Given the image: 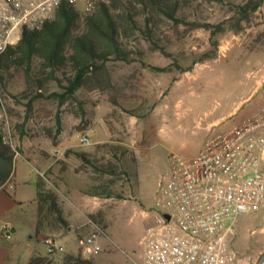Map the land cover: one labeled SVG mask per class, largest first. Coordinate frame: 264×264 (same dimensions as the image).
<instances>
[{"label": "rangeland", "instance_id": "obj_1", "mask_svg": "<svg viewBox=\"0 0 264 264\" xmlns=\"http://www.w3.org/2000/svg\"><path fill=\"white\" fill-rule=\"evenodd\" d=\"M188 1L179 13L184 23L159 17L152 37L138 31L129 41L135 61L110 62L106 72L93 76L79 91L77 101L61 105L57 99H38L28 108V100L18 101L6 93L20 98L27 88L24 72H17L2 92L0 131L16 152V177L5 193L13 201L7 219L17 222L24 238L29 224L36 223L42 254L47 251L43 237H60L66 231L48 198L56 197L61 207V175L71 171L77 173L81 197H89L94 206L79 221L85 225L90 218L106 230L95 264L109 260L142 264L141 242L160 213L159 180L169 157H194L204 139L203 127L242 99L255 71L259 96L264 94V0ZM252 1H261L257 11L247 7ZM145 18L139 17L143 30ZM155 67L167 70L155 71ZM58 89L52 83L49 91ZM83 136L90 145L81 146ZM137 155L138 192L137 181L128 172L130 163L137 164L133 162ZM106 166L117 168L116 174L100 170ZM39 182L42 196L37 194ZM83 231L78 230L79 237ZM71 238L67 249L78 254V240L75 235ZM1 242L5 248L1 261L16 256L18 250L10 252L11 241ZM230 243L241 264H264V210L243 215ZM67 255L66 251L59 255L60 263L46 255L45 264H61Z\"/></svg>", "mask_w": 264, "mask_h": 264}, {"label": "built area", "instance_id": "obj_2", "mask_svg": "<svg viewBox=\"0 0 264 264\" xmlns=\"http://www.w3.org/2000/svg\"><path fill=\"white\" fill-rule=\"evenodd\" d=\"M103 1L0 0V56L21 41L25 30L43 29L61 5L81 4L90 13ZM80 142L91 144L87 136ZM156 205L160 213L141 242L142 264H241L230 237L243 215L264 210V112L214 131L190 159L172 154L159 180ZM82 228L90 230L79 237L82 254L93 259L103 251L99 239L106 230L90 218ZM0 232L6 240L13 238L10 224ZM44 243L47 255L60 263L65 246L55 237Z\"/></svg>", "mask_w": 264, "mask_h": 264}, {"label": "trees", "instance_id": "obj_3", "mask_svg": "<svg viewBox=\"0 0 264 264\" xmlns=\"http://www.w3.org/2000/svg\"><path fill=\"white\" fill-rule=\"evenodd\" d=\"M188 4V0H110L101 2L98 9L90 13L76 5H61L55 17L43 29L25 30L21 41L0 56V108L3 105L2 92L7 91L10 80L17 72H24L27 88L20 98L11 92L6 93L18 101L28 100L30 109L38 99H57L61 105L77 101L79 91L88 85L93 76L106 72L110 62L135 61L129 41L136 37L138 31H146L152 37V27L156 26L159 17L176 24L184 23L179 13ZM260 4L261 1H252L247 7L257 11ZM142 15L146 16L144 30L139 20ZM153 69L160 72L167 70ZM52 83L59 89L50 92ZM61 123L58 114V127ZM15 159V150L6 143L4 134L0 132V189L12 177ZM128 168L129 175L137 177L136 170L132 174L133 167L129 165ZM116 169L114 166H106L104 170L100 168L111 175L116 174ZM39 196H42L41 192ZM48 200L51 201V210L64 222L56 197L51 196ZM47 259L35 256L30 264H45ZM61 264L95 262L84 258L81 250L78 254L67 255Z\"/></svg>", "mask_w": 264, "mask_h": 264}, {"label": "crops", "instance_id": "obj_4", "mask_svg": "<svg viewBox=\"0 0 264 264\" xmlns=\"http://www.w3.org/2000/svg\"><path fill=\"white\" fill-rule=\"evenodd\" d=\"M255 76L251 78V76L248 79V84L245 90V94L242 97V99L231 109L226 111L225 113L221 114L218 117H215L209 123L203 127V131L205 132L204 139L198 144V147L196 149V155L200 152L205 140L210 136L214 131H226L230 129L233 125H236L235 122L238 124L240 123H246L249 121H252L255 117L260 116L264 112V94L262 96H259V87L257 82V74L256 71L253 73ZM178 85V83L176 84ZM172 94V93H171ZM197 105V104H196ZM200 105V104H198ZM250 105V108L248 111H245L244 108ZM235 121V122H234ZM39 149V146L36 148ZM38 157H41V152L38 150H35ZM195 155V156H196ZM16 162V159H15ZM133 162H136L137 164L134 165V163H130L132 167H134V170H136L135 180L137 181V192L140 187V170H139V163H138V155L136 160L134 159ZM51 165H48L45 170L47 171L50 168ZM44 176V172H42V177ZM63 178V181H61V197L59 200L60 208L62 210V216L64 219V226L67 225L66 231L61 232V236H47V237H55L65 246V251L68 254H75L71 253L67 249L68 242L71 241L72 235H75L76 239L78 240L79 244V233L78 230L84 226V222L79 221V217H85L86 218V212L94 211L93 202L89 197H81L80 189L76 186V180L78 179L76 172H67L61 175ZM16 177V173L14 171L12 177L9 179V181L6 183V185L0 189V229L3 224L10 223V225L13 228V238L11 240V248L10 252L14 253L16 250H18V253L13 258H8L6 260H2L0 258V264H30L31 260L35 256L44 257L47 255V251L45 254H42L39 245L40 243L38 240H40L39 237V227L36 223H30L28 227V231L26 232L28 237L24 238V234L22 232L20 233L17 222L9 221L7 218L11 216L10 210L13 208V201L11 198H7L5 193L7 194V191L9 187L14 184V179ZM67 180V181H65ZM38 190L37 194L39 196L40 182L37 183ZM15 189L17 190L16 186ZM137 192H136V198H137ZM4 193V194H3ZM77 213V214H75ZM80 214V216H79ZM74 215H76L74 217ZM78 215V216H77ZM84 219V218H83ZM87 221V220H86ZM83 232H87L83 229ZM35 234L32 235V234ZM90 233V230L88 231ZM47 237H43L42 243H44V240ZM104 237H107L104 236ZM61 238V239H60ZM5 239L0 232V255L4 252L5 248H2L1 240ZM6 240V239H5ZM37 242H35V241ZM63 240V241H62ZM101 239H99V242ZM45 244V243H44ZM101 244V242H100ZM80 248V244L78 249ZM47 249V247H46ZM60 258L62 256H59ZM112 261L109 260V263L111 264Z\"/></svg>", "mask_w": 264, "mask_h": 264}]
</instances>
